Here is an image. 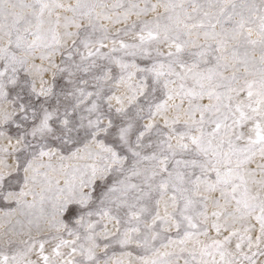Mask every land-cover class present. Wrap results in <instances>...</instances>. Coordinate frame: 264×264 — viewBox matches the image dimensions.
<instances>
[{
    "label": "snow or ice",
    "instance_id": "1",
    "mask_svg": "<svg viewBox=\"0 0 264 264\" xmlns=\"http://www.w3.org/2000/svg\"><path fill=\"white\" fill-rule=\"evenodd\" d=\"M0 264H264V0H0Z\"/></svg>",
    "mask_w": 264,
    "mask_h": 264
}]
</instances>
